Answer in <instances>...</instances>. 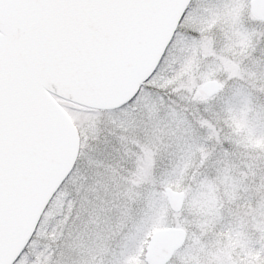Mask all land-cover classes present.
Segmentation results:
<instances>
[{
    "label": "snow or ice",
    "instance_id": "1",
    "mask_svg": "<svg viewBox=\"0 0 264 264\" xmlns=\"http://www.w3.org/2000/svg\"><path fill=\"white\" fill-rule=\"evenodd\" d=\"M0 264H264V0H0Z\"/></svg>",
    "mask_w": 264,
    "mask_h": 264
}]
</instances>
